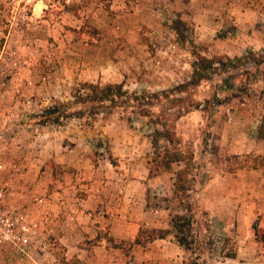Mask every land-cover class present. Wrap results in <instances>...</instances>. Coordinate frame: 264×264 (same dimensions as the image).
Wrapping results in <instances>:
<instances>
[{
	"label": "rangeland",
	"instance_id": "obj_1",
	"mask_svg": "<svg viewBox=\"0 0 264 264\" xmlns=\"http://www.w3.org/2000/svg\"><path fill=\"white\" fill-rule=\"evenodd\" d=\"M35 2L0 0V84L20 133L4 210L27 239L0 246V264H264V0ZM24 4L31 19L17 25ZM201 58L225 65L191 83ZM82 83L164 96L132 104L191 157L188 198L174 191L182 162L149 173V116L72 103ZM58 103L67 113H43ZM177 213L190 215L187 246Z\"/></svg>",
	"mask_w": 264,
	"mask_h": 264
},
{
	"label": "trees",
	"instance_id": "obj_2",
	"mask_svg": "<svg viewBox=\"0 0 264 264\" xmlns=\"http://www.w3.org/2000/svg\"><path fill=\"white\" fill-rule=\"evenodd\" d=\"M200 64L194 66L193 78L191 83L194 81L201 80L208 76V70L215 69V63H218L221 68L225 65L224 61L221 58H201ZM229 62H233V59H229ZM218 68V69H219ZM217 69V68H216ZM123 83H109L102 87L92 83H82L74 90L75 101L72 103L78 102H87V101H100L101 104L108 102V106L121 107V108H132L131 111L138 112L142 115L149 116L150 122L153 123L152 131L149 134L151 147L153 149L149 160V173L150 175L160 172L162 170L168 169L173 163L182 162L184 165L176 173L175 180V193L182 192V196L188 198V191L191 188V183L193 177H189L191 170V157L186 154L180 148V140L176 135V132L171 129L170 124L165 120L160 119L159 117L153 119L151 108H141L136 109L133 107V102L138 101L141 98H145L150 104L152 100H160L164 96L155 93H142L141 95L136 92H128L123 89ZM65 104L58 103L48 109H45L43 113L53 114L58 113L63 114L67 113L68 110L63 108ZM80 113H71V115H78ZM258 136L262 137L264 135V116L260 119V124L258 126ZM234 159H237V155L233 156ZM264 158L260 156H255L253 158V164L259 166L264 164V161H259ZM188 210V207H186ZM190 215L177 213L171 218V226L176 233L177 241L184 246L188 245L186 233L190 230ZM152 231H157L159 237L165 236V231L163 229H153ZM138 240V239H136Z\"/></svg>",
	"mask_w": 264,
	"mask_h": 264
},
{
	"label": "built area",
	"instance_id": "obj_3",
	"mask_svg": "<svg viewBox=\"0 0 264 264\" xmlns=\"http://www.w3.org/2000/svg\"><path fill=\"white\" fill-rule=\"evenodd\" d=\"M27 6L17 5L13 7L12 11L18 12L19 22L17 25H28L31 17L26 11ZM12 60L13 66L17 65L15 51L8 53ZM31 84V82H29ZM11 89L6 82L0 84V246L10 243H24L26 242V236L24 234L25 226L21 225V233L15 227V221L4 210L5 203L8 197L11 195V181L10 177L6 176L7 172L11 169L14 173L20 171V167L17 161L12 162L10 165L8 159L5 157L9 155L10 147L14 145L16 139L19 137L18 126L12 124L13 120L10 117V108L8 107L5 99L10 95ZM30 104V101H27ZM27 126L31 127L34 123L31 119L24 116ZM21 120V118H20ZM20 147V146H16Z\"/></svg>",
	"mask_w": 264,
	"mask_h": 264
},
{
	"label": "crops",
	"instance_id": "obj_4",
	"mask_svg": "<svg viewBox=\"0 0 264 264\" xmlns=\"http://www.w3.org/2000/svg\"><path fill=\"white\" fill-rule=\"evenodd\" d=\"M40 4V5H39ZM36 6H41V8H40V10H41V12H43V9L47 6L46 5V3L44 2V0H36V2L34 3V7H36ZM30 171H31V167H29V170L25 173V180H27V179H30L31 178V176L33 175L32 173H30ZM25 180H23L21 183L22 184H20V187L21 186H23L24 185V181ZM13 185H18V183H15L14 184V182H13Z\"/></svg>",
	"mask_w": 264,
	"mask_h": 264
}]
</instances>
